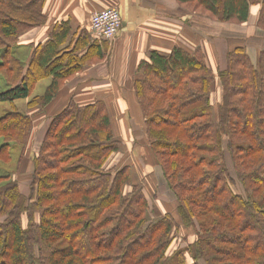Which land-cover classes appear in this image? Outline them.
Segmentation results:
<instances>
[{
    "label": "trees",
    "instance_id": "16d2710c",
    "mask_svg": "<svg viewBox=\"0 0 264 264\" xmlns=\"http://www.w3.org/2000/svg\"><path fill=\"white\" fill-rule=\"evenodd\" d=\"M46 1L0 0V72L12 85L0 93V104L12 106L0 117V162L11 164L18 147V170L35 124L15 103L30 98L29 111L43 114L83 64L78 43L63 55L68 30L36 49L26 72L11 55L21 34L46 23ZM177 2L237 25H246L258 6L256 27L264 36V0ZM210 66L201 48L153 51L133 83L180 222L171 213L152 221L132 167L109 168L122 142L107 105L72 100L52 119L32 159L30 195L15 176H0V264H264V49L254 63L246 45L238 44L226 53L224 69ZM49 77L45 93L32 97ZM180 226L194 230L196 239L172 251Z\"/></svg>",
    "mask_w": 264,
    "mask_h": 264
},
{
    "label": "crops",
    "instance_id": "0c3cea01",
    "mask_svg": "<svg viewBox=\"0 0 264 264\" xmlns=\"http://www.w3.org/2000/svg\"><path fill=\"white\" fill-rule=\"evenodd\" d=\"M111 7H116L120 13L123 22L121 32L112 41L96 38L90 31L92 15ZM43 13L46 23L21 34L12 51L25 72L36 49L43 48L60 30H68L63 55H68L78 43L76 56L79 65L82 61L83 64L80 66L81 71L64 82L43 114L33 115L35 111H29L27 107L30 98L24 100L26 109L23 113L33 116L34 129L40 126L44 131L48 121L60 114L72 100L80 105L105 103L115 129L122 118L128 123L129 87L132 79L139 76L137 71L140 62L147 60L153 51L168 55L175 47L191 51L206 49L205 54L212 69L219 67H216L220 60L218 49L212 43L205 45L200 27L208 21L215 24L220 22L187 10L177 0H47ZM258 13L259 7H253L246 25H220H229L234 31L250 23L255 28ZM87 56L94 60L91 64ZM52 79H42L35 89L44 80L49 81V86ZM32 97L35 96L32 94Z\"/></svg>",
    "mask_w": 264,
    "mask_h": 264
},
{
    "label": "rangeland",
    "instance_id": "374dc122",
    "mask_svg": "<svg viewBox=\"0 0 264 264\" xmlns=\"http://www.w3.org/2000/svg\"><path fill=\"white\" fill-rule=\"evenodd\" d=\"M220 24L221 23L215 24L208 21L203 24V27H200L203 31L205 45L212 43V45L216 46V48L218 49L220 60L218 61L216 67L219 66L220 68H214L213 70L210 66L213 72H217L220 69L225 68L226 53L236 47L238 44L246 45L248 54L250 55L252 61L256 63L260 50L264 49L263 33L257 27L253 28L254 25L251 23L250 25H247L244 28H237V32L234 31L233 28L231 29V26L229 25ZM251 25H253V27ZM247 31L251 32L247 33ZM240 37H243L242 40L240 39ZM12 51L13 49H11V55L13 56ZM4 52V50H0V65L3 63L1 55ZM205 52L207 53L206 49L204 50V53ZM135 79L136 78L132 79V84L129 87L131 101L129 100L128 104V123L122 118L119 120V127L117 126V129H115V126L113 124L115 138L122 142V147L119 153L112 156L109 162V168H119L125 165L132 167L134 182L143 187V190L150 201L151 210L149 218L152 221L165 216L167 213H171L174 217H176L177 222H180V218L176 212L177 200L164 180L161 167L157 164L155 155L151 147V143L147 138L144 126V117L142 111L138 107L133 92V83ZM8 84L9 82L5 78L4 74L0 72V93L12 88V85ZM48 84V80L42 81L36 87L33 96L44 94ZM219 103V88L215 87L212 96V104L215 107L217 115L219 113ZM15 105L17 109L22 113L26 109V104L24 100L17 101ZM11 110L12 106L9 102L1 103L0 117L6 115ZM51 121L52 119L48 121V126ZM48 126L46 129H44V131L41 129L40 126H38L36 129H33L30 142L25 148V151L23 152L25 155V162L21 165L19 170L17 169L20 157V150L18 149V147L16 148L13 146L12 148L11 164L5 165L0 162V176H15L16 178H18L21 190L27 196H29L31 192L30 188L34 170L32 159L34 155L38 153L43 143V140L46 135L45 132H47ZM228 159L230 162L229 156ZM229 167H232L231 163H229ZM16 170H18L17 173ZM235 190L239 194L242 193L240 185H237ZM195 237L196 235L194 230L180 226L177 231V240L172 251L175 250V248L177 247H186L189 242H192L196 239ZM191 262L192 261H190V263Z\"/></svg>",
    "mask_w": 264,
    "mask_h": 264
},
{
    "label": "built area",
    "instance_id": "2783aa9c",
    "mask_svg": "<svg viewBox=\"0 0 264 264\" xmlns=\"http://www.w3.org/2000/svg\"><path fill=\"white\" fill-rule=\"evenodd\" d=\"M122 28V19L116 7L95 12L90 22L91 33L99 39L112 41L116 39Z\"/></svg>",
    "mask_w": 264,
    "mask_h": 264
}]
</instances>
